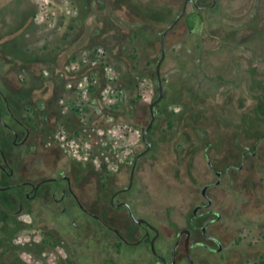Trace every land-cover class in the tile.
<instances>
[{
	"label": "flooded vegetation",
	"instance_id": "af4514ba",
	"mask_svg": "<svg viewBox=\"0 0 264 264\" xmlns=\"http://www.w3.org/2000/svg\"><path fill=\"white\" fill-rule=\"evenodd\" d=\"M67 1L70 8L66 7V13L59 16L54 13L49 19L35 12L34 8L40 7L36 0H17L22 13L15 27H21V32L13 35L0 32V193L8 192L0 196V213L4 215L0 219L3 220L2 224H6L2 229L3 234L8 235V224H12L13 231L21 226L41 234L34 246L43 251L38 253L37 250L35 254L29 251V256H33L37 262L55 259L57 264H218L219 257L228 253L232 255L241 243L264 246V126H258V135L249 143L251 127L241 115L239 122L235 115L225 113L227 117L224 119L222 113L216 115L213 111L219 128L225 127L231 119L236 130L233 126L231 131H225L222 138L219 137V130L217 137H212L213 141L205 142L203 147L191 148L183 156V150L176 141L167 144L160 133L156 136L157 126L154 124L159 116L156 106L161 100L154 108L156 119L147 135L150 147L147 149L142 139V129L147 125L140 129L141 148H135L131 158L124 159L113 155L115 153H107L106 147L110 143L105 141V113H94L87 117L88 113L85 116L71 113L73 107H68L67 113L60 114L62 118L69 116V122L76 124L73 132L81 133L85 130L82 124L93 121L96 126L92 125V131L99 135H94L93 141L89 142L84 136L75 137L76 145L83 148L81 161L69 156L71 162H60L50 154L58 146L65 149L60 139L64 131L69 134L64 126L66 119L57 121L50 143L51 136L48 138L47 134L52 129L43 121L42 113H19L22 111V99L18 92L13 94V99L10 96L8 87L11 81L6 65L13 66V62L28 65L25 61L21 63L19 56L22 50L17 51L18 57L13 56L12 62L8 61L18 47L17 39L26 45L23 52L34 53L38 45L39 50H47L53 62L46 67L50 83L53 86L57 81L64 84V92L72 96L75 111L88 106L84 97L90 88L81 70L85 63L87 67L97 66L98 73L104 68L107 53L100 48L105 41L90 42L88 38L75 46L76 40L86 31V20L80 29L75 30L74 26L79 21L73 19V0ZM173 1L181 5L177 17L184 8L185 14L168 35L192 14L202 23L205 13L214 14L217 18L222 6L220 0L215 3L214 0ZM104 2L106 4L107 0ZM80 3L86 5L85 10H89L86 0H80ZM251 4L252 15H249ZM240 6L242 12L247 14L246 20L252 17L256 20L252 23L257 25L255 33L264 43V0H241ZM160 9L163 7L160 6ZM24 11L26 13L23 14ZM113 14H109L110 18L106 20L118 21L116 15L111 17ZM4 19L9 23L7 18ZM143 26L128 29L137 37L136 30H143ZM31 28L36 30L33 34H29ZM58 35H61L59 40ZM27 43H30V48ZM91 46L96 47L93 52H98V62L94 61L93 54L89 56ZM244 48L238 46L240 50ZM84 54L88 56L86 62L83 61ZM261 54L253 68L260 75L257 85L251 82L249 68H244L243 62L239 63L243 66L242 71L238 70L239 65L234 61L227 62V65L232 66V70L238 66V73L244 74V78L248 76L246 88L243 87L246 95L252 89L261 91L258 102L262 103L261 111L264 114V45ZM74 55L78 57V63L76 68L71 69ZM58 64H62L61 71L57 69ZM39 66L42 68L41 63ZM74 69L80 72L76 75ZM198 85L203 86L201 83ZM230 85L226 83L225 87H221L219 98L233 100L232 94L228 93ZM195 86L191 89L185 86L188 92L194 94L193 99L201 97ZM54 88L56 101L61 97L57 87ZM74 117L78 119L74 121ZM189 119L191 117L181 119L188 128ZM108 123L112 127L123 123L121 115H115ZM170 128L172 126L160 129L165 133ZM234 134H238L236 140ZM239 134H242L240 143ZM234 148L237 150L235 155ZM9 236L8 246L15 241L12 235ZM33 241L36 242L35 239ZM137 245H144L145 250L139 251L132 260L125 254V247ZM255 264H264V252L259 254Z\"/></svg>",
	"mask_w": 264,
	"mask_h": 264
},
{
	"label": "rangeland",
	"instance_id": "374dc122",
	"mask_svg": "<svg viewBox=\"0 0 264 264\" xmlns=\"http://www.w3.org/2000/svg\"><path fill=\"white\" fill-rule=\"evenodd\" d=\"M36 1L40 7L38 9L34 8V10L40 13L43 18L45 16L50 19L54 13L57 16L64 15L66 7L70 8V3L67 0ZM86 1L89 10H85L86 5L81 4L80 0H73L75 7L73 19L79 21V24L74 26L75 30L80 29L86 20L84 22L86 31L79 40H76L75 46L78 42H86L88 38L90 42L101 43L105 41L100 49L107 53L105 66L99 73L97 66L89 65L87 67V63L84 64V68L81 70L82 75L86 78L87 86L90 88L88 95L84 97L88 101V106L75 111L72 96L64 92L66 90L64 84L57 81L56 86H53L50 83L51 81L48 80L50 74H48L49 70L46 67L53 62L49 58L47 50H39V46L36 45L34 53L23 52L26 45L18 39L16 40L18 47L14 49L11 59L8 61L12 62V57H18L17 53L22 50L19 56L22 59L21 63L25 61L28 65L17 64L16 62H13V66L6 65L9 67L8 78L11 81V85L8 87L11 92L10 96L13 99L12 96L15 92L20 94L22 111H19V113H42L40 116L43 121L52 129L47 134L48 138L51 136V140L49 138L50 143H52V134L56 131L58 125L57 121L66 119L64 126L69 134L62 130L64 132L60 139L61 145L65 149H60L58 146L50 151V154L59 159L60 162H71L72 159L69 156H73L80 161L83 158V148L75 143L76 136H84V139L89 142L93 141L94 135H99L98 132L94 133L92 131V125L96 126L93 121L82 124L85 130L81 133L73 132L77 127L76 124L69 122V116L64 115L65 117L62 118V114H60L67 113L68 107H73L71 113H80L84 116L85 113H88L87 117L94 115V113H105V141L110 143L106 147L107 153H115L113 155L130 159L134 149L141 148L140 129L148 125L151 119L150 105L160 94L156 76V65L161 57L160 33L174 21L181 10V5L179 6V2L173 0L171 2L170 0H107L106 4L104 0ZM240 1L220 0L222 6L217 18L214 14L205 13L202 19L204 23H202L198 17L192 14L177 27L176 31L170 33L167 37V55L161 68L165 96L156 106L159 116L154 125L157 126L156 136L160 133L167 144L176 141L183 150V156L189 149L203 147L205 142L213 141L212 137H217L219 130L220 138L225 135V131H231L233 126L236 130L234 121L231 119L225 127L219 128L213 113L216 115L218 112L219 115L222 113L224 119L227 117L225 113H230L231 116L235 115L236 119L238 117L237 121L239 122H241L242 117L246 118L251 127L249 129L250 141L246 139L249 143L252 142L254 136L258 135L256 133L258 126H264V114L261 111L263 109L261 107L262 103L258 102L261 98V91L252 89L249 95H246L243 87L246 88L247 84L245 82H248V76L246 75L244 78V74L238 73L243 69V66L239 63L243 62L244 68H249L251 82L257 85L256 82L260 75L256 70L253 71V68L256 66L254 62H257L259 56L262 55L261 48L264 43L260 40V36L255 33L257 25L252 23L256 20L254 17L246 20L247 14L244 11L242 12ZM100 3L101 5H98ZM16 4L17 0H0V32H6L9 35L21 32L22 28L15 26L19 23L18 17L22 13V7ZM160 6L163 9H160ZM77 7L78 9H76ZM251 9L252 4L250 5L249 15H252ZM24 13L26 12L24 11ZM112 13L114 14L111 17L116 15L118 21L115 19L106 20L110 18L109 14ZM4 17L7 18L9 23ZM123 23H141L146 26H143V30H136L138 33L136 37ZM47 25L45 24V27ZM35 31L34 28H31L29 34H33ZM60 36H57V40L60 39ZM27 46L30 48V43H27ZM238 46L245 48L240 50ZM48 49L50 50V48ZM94 49L96 47H90L91 55L89 56L92 57L93 54L94 61L98 62V52L94 54ZM113 51L115 52L113 53ZM83 56L85 58L83 61L86 62L88 56L86 54ZM77 58L74 55L73 61H71V69L77 67ZM230 61H234L236 65H239V71L237 70L238 66L232 70L233 67L227 65V62ZM40 63L42 68L39 66ZM57 69L62 70V64H58ZM73 71L76 75L80 72L77 69ZM222 74L224 75L222 76ZM237 74L240 76H237ZM236 78L239 79L236 80ZM18 80L21 83L18 84ZM198 83L203 86H199ZM226 83L231 84L228 93L232 94L233 100H227L226 97L219 98L218 96L221 87H225ZM242 83L244 86H242ZM195 84V88L201 97L193 99L194 94L188 92L185 86H189L191 89ZM54 87H57V93L61 97L56 101L54 100V97H56L53 92ZM94 95L98 97L94 98ZM216 97L217 99H215ZM61 106H63V110H61ZM190 113L194 114L189 116ZM115 115H121L123 123L112 127V124H109L108 121L114 118ZM77 117H74L73 120L76 121L79 118ZM186 117H191L188 124L189 128L185 127V122L181 120ZM167 126H172V129L170 128L162 133L160 128ZM221 130L223 131L221 132ZM237 135L234 134V140H236ZM241 135L239 134V143L242 140ZM236 153L237 150L234 148L233 154ZM47 154L49 155V153ZM5 194H8V192L0 193V196ZM3 216L1 214V217ZM1 219L0 264H57L55 259L37 262L33 256H29V251L32 254L37 253V250H39L38 253L43 251L34 246L38 243L41 234L39 235L30 229L21 228V226H15L16 230L13 231L12 224H8V235L3 234L2 229L6 227V224H2L3 220ZM9 234L15 239L14 244L12 243L10 246L7 242ZM28 234L30 235L28 236ZM35 235L36 238H34ZM236 235L238 236V232ZM33 238L36 242L33 241ZM247 244V242L241 243L232 255L228 253L219 257L217 263L255 264L259 254L261 255L264 252V246H249ZM23 249L27 252H24ZM144 250V245L126 246L125 254L133 260L139 251ZM42 257L47 259V257Z\"/></svg>",
	"mask_w": 264,
	"mask_h": 264
},
{
	"label": "water",
	"instance_id": "95a60500",
	"mask_svg": "<svg viewBox=\"0 0 264 264\" xmlns=\"http://www.w3.org/2000/svg\"><path fill=\"white\" fill-rule=\"evenodd\" d=\"M188 2V1H187ZM216 0H214V3ZM185 14V8L183 9L182 13L177 17V19L167 28L165 31L161 33V58L159 59L156 67V74H157V79H158V88H159V97L150 105V112H151V120L147 126V128L142 129V139L143 141L147 144V149L150 147V144L147 141V135L149 131L151 130L155 119H156V113H155V106L158 104L163 97L165 96L164 92V86H163V80L161 76V65L165 59L166 56V37L170 31L174 29V27L179 23V21L182 19V17ZM134 174V170L132 172V176ZM191 262L193 263L192 259Z\"/></svg>",
	"mask_w": 264,
	"mask_h": 264
},
{
	"label": "trees",
	"instance_id": "16d2710c",
	"mask_svg": "<svg viewBox=\"0 0 264 264\" xmlns=\"http://www.w3.org/2000/svg\"><path fill=\"white\" fill-rule=\"evenodd\" d=\"M123 25L127 28H141L143 25L142 24H127V23H123ZM1 214L3 215V213H0V217H1ZM11 243V242H10Z\"/></svg>",
	"mask_w": 264,
	"mask_h": 264
}]
</instances>
